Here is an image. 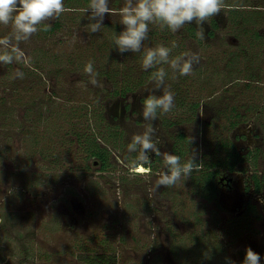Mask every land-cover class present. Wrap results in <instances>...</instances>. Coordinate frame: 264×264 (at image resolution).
Wrapping results in <instances>:
<instances>
[{"label": "rangeland", "instance_id": "obj_1", "mask_svg": "<svg viewBox=\"0 0 264 264\" xmlns=\"http://www.w3.org/2000/svg\"><path fill=\"white\" fill-rule=\"evenodd\" d=\"M109 3L113 4V0H109ZM116 3L123 7L125 0H115L114 4ZM82 14L85 18L90 13L82 11ZM74 15L67 14L68 19L64 22L71 25L73 23L71 17ZM119 18L111 20L114 23L111 28L115 29ZM88 23L89 21L81 26L75 23L72 28L75 27L74 30L78 33L74 32V37L77 38V35L89 37ZM12 33L11 23L7 26L0 25V38L11 37ZM67 34L70 33L66 32L65 35ZM35 40L37 41V38ZM35 40L31 39L29 47L31 44H37ZM12 43L15 45L14 39ZM144 43L145 49L154 46L152 39H147ZM20 49L23 50L22 47ZM135 54L136 52L130 51L125 54L119 53L121 58L133 60L136 59ZM221 63L220 60L214 65L203 63L201 70L198 69L195 73L193 70V73L188 75V85L192 81L191 77H194L191 94L201 101H207L212 87L216 91L223 88ZM13 66L0 65V264H81L75 256L80 253L79 241L82 236L87 239L91 237L89 243L93 246L98 239L109 237V241L121 257L123 255L121 264H154L153 254L150 255L148 251V248L153 246L160 251L156 253V257L158 254L163 258L162 264H227L226 258H230L235 264H243L248 247L261 256L260 264H264V218L250 221L237 229H234L236 228L234 226L227 227L221 222L215 225L212 216L218 214L223 219L230 216L224 211L217 210L214 203L211 207L205 206L203 200L198 201L200 197H193L192 200L187 198L185 202H180L179 211L184 214L180 216V221L177 214H172L174 207L177 206V204L174 206L172 200L169 205L159 204L149 211L147 198L140 191L144 185V178H150L147 176L145 165H140L139 173L137 172L139 169L134 170L138 175L126 167L124 169L123 166L117 165L118 174L115 178L111 176L110 179L120 180L118 175L127 176L125 180H121L125 181L126 189H119L105 186L101 179L97 178L98 173L95 171L92 172V177L85 179L79 170L73 172L63 170L67 168L64 166L51 169L41 163L37 156L30 164H23L22 153L25 152V143L18 135L20 134L18 131L15 135V129L19 128H15V64ZM4 77L8 78L7 81ZM63 83L66 88H71L67 81L64 80ZM51 88L53 83L47 80L41 90L49 92ZM23 94V100L27 101V95ZM19 112L20 110L17 114ZM169 145V140L167 143H160L161 153L172 154ZM117 156L119 160L123 159L121 153H117ZM160 159L161 167H164L163 157L160 156ZM20 165H23L24 173L19 172ZM260 166L264 168V161ZM157 199L155 198V201ZM234 203L230 200V205ZM239 205L235 203L232 209H227L228 212ZM3 216L7 219L4 220ZM194 216H201V222ZM71 217L80 219V226H76L77 229H73L74 226L71 228L73 224ZM173 219L179 221L180 229L186 231L189 229L176 236L175 242L173 236L167 235ZM202 225L204 228L200 229ZM32 231L36 234L33 240L30 237L23 239V235L19 234ZM204 235L208 238H204ZM123 237L126 239L125 247L120 245ZM200 238H203L202 243ZM24 240L32 241L33 246H30L34 248L36 257H24L21 251ZM175 245L180 250L174 257Z\"/></svg>", "mask_w": 264, "mask_h": 264}, {"label": "flooded vegetation", "instance_id": "obj_2", "mask_svg": "<svg viewBox=\"0 0 264 264\" xmlns=\"http://www.w3.org/2000/svg\"><path fill=\"white\" fill-rule=\"evenodd\" d=\"M114 2L115 0H113V4L109 3V7L116 10L117 14L114 16L106 15L103 25L107 21L114 25L112 21L120 17L118 10L122 6L120 3H116V5ZM224 5L220 14L209 17L202 25L185 24L183 28L177 31L181 33V37L186 43L183 54L198 53L199 55V63L193 65L194 73L201 68L203 63L214 65L217 60L222 62L220 74L224 82L222 83L223 88L216 91L212 87L213 90H210L207 101H201V99L191 94V88L194 87V77H191L192 81L188 85V89H183V91L178 89L177 85L174 86L165 80L166 86L174 93L175 106L169 113L158 112L157 120L148 122L143 120L140 112L144 99L149 95L147 89L152 87L150 80L146 81L145 79V82L139 88L128 91L126 94L122 92L108 96L102 94L107 121L113 129L118 128L122 132L120 134L124 141L120 148L116 149L109 146L112 149L113 161L119 167L123 166L124 169L126 167L136 175L141 172L140 165H145L147 176L150 178H144V185L140 191L147 198L149 211L155 209L159 204L169 205L172 200L174 206L177 204L172 214H177L179 221L181 220L180 216H184L179 211L181 203L185 202L187 198L192 200L197 197H200L198 201L203 200L205 206L210 205L211 207L214 203L217 210L224 211L230 216L223 219L221 215V218L218 214L215 215L221 223L226 224L229 220L243 217L249 212L250 205L255 206L256 214L253 212L251 215L254 221L259 220L258 215L262 219L264 218V168L260 166V163L264 161V0H224ZM65 8L67 11H71L70 8L66 6ZM189 27L195 29V36L191 35ZM72 29L74 30L75 27ZM72 29L70 32H68V29H64L59 33L62 36L58 34L56 38L66 40L69 37L68 34L65 35L66 32L70 35L71 32L73 35L74 32L78 33ZM72 37L79 42L89 38L82 37V35H77V38ZM33 38L31 37L27 42L21 41L18 44V47H22L25 53L22 62L32 56V50L36 44H31V47H29V42ZM25 42L28 45H26V48ZM16 43L15 41V45ZM14 64L18 68L17 71L20 72L19 62H13L11 66ZM65 73L70 77L67 83L71 87L75 86L80 90L86 88L83 85L86 84L87 80L81 78L85 72L67 70ZM56 85V83L53 84L50 91L54 90ZM182 86L183 88L187 87ZM110 90L111 92L114 91L113 88ZM50 91L48 94H50ZM155 94L162 95V91H156ZM180 97H188L189 103L192 105L196 101L199 102L195 115L193 113L189 117L182 115L184 119H181V122L178 115L176 118V114L180 110ZM149 123L157 129L153 135V140H158L157 147L160 149V143H167L169 140L172 154L179 156L181 163L190 158L191 155L194 157L198 155L204 158L206 162L218 161L217 158H222L220 161L223 164L212 167L202 165L206 175L211 172L215 173L216 184L219 187L218 205L197 193L193 182V177L197 171H194L186 180L181 178L173 186L156 187V179L159 178V173L164 170V167H161L162 160L160 156L149 152L148 162H142L138 159L139 146H137L135 152L128 150V144L132 142V137L142 135ZM256 137L259 140H255ZM102 145L105 146V143ZM233 149L239 153L241 160H237L235 167L230 169L224 164H226L227 158H232L229 154ZM117 153H121L123 159L119 160ZM135 154H137L136 160L134 158ZM134 161H137L138 164L135 165L136 162ZM95 165V167H99L98 161L95 162ZM202 166L200 165L199 168H202ZM68 168L63 170H69ZM116 168L106 171L95 170V172L98 173L97 178H100L105 186L109 188L114 186L121 189L124 188L126 183L121 181L120 175H118L120 180L110 179L111 176L115 178L118 174ZM155 198L158 199L155 201ZM230 200L240 205L228 212L227 209H232L235 205V203L230 205ZM254 216L255 218H253ZM215 217L212 216V219ZM177 219H173L174 221L170 223L169 232L167 233V235L173 236L174 242L176 236L178 237L180 233L189 230L180 229V223ZM71 222L73 224L69 223V225H71V228L74 226L73 229L80 226V219L77 220L71 217ZM65 225L66 223H64ZM190 227L192 228L191 225ZM154 248L156 247L148 248L150 255L153 254L154 250L158 253V248L157 250ZM174 249L179 251L176 245ZM176 251H173L174 257L178 254Z\"/></svg>", "mask_w": 264, "mask_h": 264}, {"label": "trees", "instance_id": "obj_3", "mask_svg": "<svg viewBox=\"0 0 264 264\" xmlns=\"http://www.w3.org/2000/svg\"><path fill=\"white\" fill-rule=\"evenodd\" d=\"M88 3L89 0H65V6L70 8L71 11H65L59 18L54 19L48 31L42 30L43 25L39 26L41 30L32 36L37 38V41L35 40L37 44L32 50V56L26 61L19 62L21 66L20 72L23 73L22 78L17 75L19 70L17 71L18 68L15 66V128H19L18 130L15 129V135L18 134L16 133L18 131L21 134L18 135L25 143V152L22 153L23 164H30L37 156L41 163L51 169H58L67 165L71 172L77 169L82 170L81 172L85 179H88L95 170L106 171L116 168L117 163L112 159V149L109 146L117 149L124 144L120 134L122 132L118 128L113 129L107 121L102 94L108 96L117 95L120 92L126 94L128 91H134L145 82V79L146 81L150 80L151 73L159 67H163L167 72L165 80L174 86L177 85L178 89L182 91L183 89H188L189 81L188 75H179L168 64H160L156 68L145 71L142 68V55L145 50L144 42L141 51L136 52L135 60L132 58H121L120 52L115 48L112 39L114 33L119 34L124 30L120 20L116 23L115 29L111 28L112 24L107 21L101 31L89 33L88 40L83 42L75 41L72 37L74 36L72 32V36L69 34L66 40L57 39L56 36L64 29H68V32H70L75 23L81 26L87 21L89 23L92 22L88 16L82 17V11L88 6ZM74 13L76 14L74 15ZM67 14L74 15V17H71V22H73L71 25L64 22V20L68 19ZM189 31L191 35L196 34L193 27H189ZM181 36L180 32L173 33L167 28L161 30L158 25H149L148 39L154 40L153 47L163 44L172 48L173 43H175L176 47L172 48L169 59L183 55L186 43ZM127 52L129 51H125L123 54ZM90 60L93 61L94 71L98 73L96 77L98 84L94 86L89 83L88 74L83 73L81 78L87 80V85H83L86 88L82 90L75 86L70 89L66 88L63 85L65 84L63 81H67L70 77L65 71L84 72L85 65ZM125 61H128L129 64L125 63ZM7 79L5 78V81ZM47 80H52L53 84H57L56 88L50 91V94L41 90ZM182 85L187 87L183 88ZM111 88L114 91L111 92ZM186 90L184 91L188 92ZM23 93L27 95V101L23 100ZM179 102L180 110L176 114V118L178 115L180 122L182 121L181 119H184L182 115L186 117H189L192 113L195 115V110L199 105L198 101L192 105L189 103L188 97H180ZM18 110L20 112L17 114ZM167 124L169 123L167 122ZM103 143H105V146L102 145ZM229 156L232 158H227L224 165L233 169L237 160H241V156L234 149ZM134 158L136 160L137 154L134 155ZM221 159L219 157L217 158L218 161L211 160L206 162L204 158L195 155V161L199 166H217L223 164L220 161ZM96 161H98L99 167H95ZM134 162H136L135 165L138 164L137 161ZM20 166L19 172L24 173L23 165ZM203 166L196 170L197 172L195 171L196 173L193 177L194 188L197 193L218 205L219 187L216 184L215 173L211 172L206 175ZM125 177L127 176L120 175V179L125 180ZM253 212L256 214L255 206L250 205L249 214L229 220L225 225L227 227H236L234 229L240 228L253 220L251 217ZM194 217L201 222V216ZM257 217L261 218L259 215ZM3 218L4 220L7 219L5 216ZM215 218L212 219V222L214 221L213 223L217 225L220 221L217 217ZM201 228H204V226L202 225ZM19 234L23 235V239L30 237L33 240L36 238V234L33 231ZM204 238H208V236L204 235ZM91 239V237L87 239L82 236L79 241L81 243L79 246L80 253L75 257L81 264H121L123 255L121 257V254L109 241V237L98 239L94 246L89 243ZM121 239L123 240L120 241V245L125 247L124 242L126 239L124 237ZM202 240L203 238H200V243H202ZM27 241H23L21 250L24 257H36L32 241ZM178 249L180 250V248ZM156 253L154 250V264L164 263L160 255L157 254L156 257Z\"/></svg>", "mask_w": 264, "mask_h": 264}, {"label": "clouds", "instance_id": "obj_4", "mask_svg": "<svg viewBox=\"0 0 264 264\" xmlns=\"http://www.w3.org/2000/svg\"><path fill=\"white\" fill-rule=\"evenodd\" d=\"M19 5V7H18ZM224 0H125L124 6L118 10L120 23L124 30L119 34H113L115 48L123 53L140 52L143 42L148 39L149 25H158L161 30L167 28L176 33L185 24L195 23L202 25L209 17L220 14L224 7ZM67 9L64 0H0V25L12 24L11 37L0 38V65L20 62L25 58V53L18 47L19 42L27 41L40 31H48L51 21L59 18ZM90 21L87 25L88 33H97L103 27L106 15H116L117 11L109 7V0H89L88 6L83 10ZM17 43L13 45L12 40ZM176 45L173 43L172 48ZM172 48L163 44L149 47L143 51L142 68L147 71L156 68L160 64H168L174 72L181 76L190 75L193 65L199 63L198 53H186L170 58ZM89 76V83L97 85L98 73L94 71L93 61H89L84 68ZM22 78L23 73L17 72ZM167 72L159 67L151 73L152 87L147 89L149 95L144 99L140 115L143 120L152 122L157 120L158 112L166 114L174 108V93L166 86ZM156 91H162V95H156ZM157 129L149 123L142 135H134L132 142L128 144L130 152L137 151L138 159L148 162V153H155L163 157L164 170L159 173L156 187H170L181 178L188 179L199 168L195 157L190 156L181 163V158L167 152L161 153L158 140H153ZM227 264H235L230 258H226ZM261 256L252 250L246 249L243 264H260Z\"/></svg>", "mask_w": 264, "mask_h": 264}]
</instances>
